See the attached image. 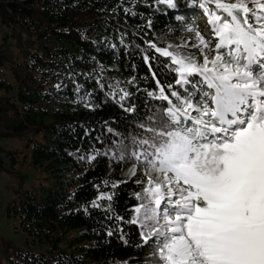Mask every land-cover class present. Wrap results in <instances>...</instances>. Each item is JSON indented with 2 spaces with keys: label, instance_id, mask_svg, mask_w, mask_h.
<instances>
[{
  "label": "trees",
  "instance_id": "trees-1",
  "mask_svg": "<svg viewBox=\"0 0 264 264\" xmlns=\"http://www.w3.org/2000/svg\"><path fill=\"white\" fill-rule=\"evenodd\" d=\"M176 2L169 9L155 0H0V138L19 142L0 145V173L16 181L3 215L24 235L22 246L0 236V264H146L149 249L135 246L136 227L123 225L125 244L119 232L107 235L113 222L104 210L90 206L99 191L115 192L114 209L125 215L137 203L136 185L94 187L108 177L126 179L124 166L107 156L80 157L106 152L115 133L131 131L125 125L134 117L116 102L122 93L107 95L116 90L110 85L119 81L132 93L125 106L141 113L151 106L147 91L155 81L142 59L144 41L162 35L156 43L165 46L185 38L186 26L204 30L190 0ZM155 69L167 83L162 66ZM27 172L39 174L35 185L22 184Z\"/></svg>",
  "mask_w": 264,
  "mask_h": 264
},
{
  "label": "snow or ice",
  "instance_id": "snow-or-ice-1",
  "mask_svg": "<svg viewBox=\"0 0 264 264\" xmlns=\"http://www.w3.org/2000/svg\"><path fill=\"white\" fill-rule=\"evenodd\" d=\"M155 3L178 7L176 0ZM186 6L205 18L203 31L186 26L179 43L145 40L140 49L155 81L147 91L151 106L145 113L125 106L132 93L119 81L110 85L116 90L107 95L122 93L116 102L134 117L125 125L131 131L115 133L119 139L106 152L80 157L123 165L126 179L108 177L94 187L131 181L137 203L120 215L116 193L101 190L90 206L104 210L113 222L107 235L119 232L125 244L123 225L136 227L135 246L149 249L146 264H264V0Z\"/></svg>",
  "mask_w": 264,
  "mask_h": 264
},
{
  "label": "rangeland",
  "instance_id": "rangeland-1",
  "mask_svg": "<svg viewBox=\"0 0 264 264\" xmlns=\"http://www.w3.org/2000/svg\"><path fill=\"white\" fill-rule=\"evenodd\" d=\"M163 36H159L156 42H160ZM181 40L179 38L175 40H169V43H179ZM0 145L4 148L18 147L19 142L14 140H8L5 138H0ZM2 155V154H0ZM5 158V157H4ZM39 174L35 172H27L25 174L26 182L23 181L24 186L35 185L38 182ZM122 178H126L124 171L122 172ZM41 182V181H40ZM16 189L15 177L9 174L0 173V236H3L5 239L10 240L11 242L22 246L24 245V235L19 231L15 232L12 222L9 219L5 218L3 215V205L4 203L12 197L14 190ZM38 190L35 191V194ZM32 250L36 251V247L32 246Z\"/></svg>",
  "mask_w": 264,
  "mask_h": 264
}]
</instances>
